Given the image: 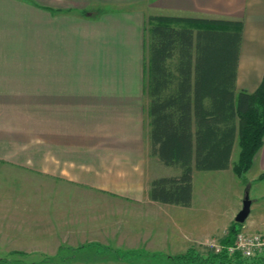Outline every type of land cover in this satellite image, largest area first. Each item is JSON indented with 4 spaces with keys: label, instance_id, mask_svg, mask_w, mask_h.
<instances>
[{
    "label": "crops",
    "instance_id": "crops-1",
    "mask_svg": "<svg viewBox=\"0 0 264 264\" xmlns=\"http://www.w3.org/2000/svg\"><path fill=\"white\" fill-rule=\"evenodd\" d=\"M150 15L241 21L236 89L260 84L264 0H0V264H175L227 234L195 181L232 165L194 168L189 205L149 197L181 170L150 151Z\"/></svg>",
    "mask_w": 264,
    "mask_h": 264
},
{
    "label": "trees",
    "instance_id": "trees-1",
    "mask_svg": "<svg viewBox=\"0 0 264 264\" xmlns=\"http://www.w3.org/2000/svg\"><path fill=\"white\" fill-rule=\"evenodd\" d=\"M150 151L180 173L150 182L152 200L189 205L192 172L230 166L242 181L264 137V74L253 91L236 89L242 39L239 20L150 15ZM264 173L260 174V178ZM242 223H232L221 239L233 242ZM175 264H263L264 253L244 256L226 249L190 247L171 257Z\"/></svg>",
    "mask_w": 264,
    "mask_h": 264
},
{
    "label": "rangeland",
    "instance_id": "rangeland-1",
    "mask_svg": "<svg viewBox=\"0 0 264 264\" xmlns=\"http://www.w3.org/2000/svg\"><path fill=\"white\" fill-rule=\"evenodd\" d=\"M239 152L238 142L235 141L234 147L231 154V164L237 160ZM230 178L227 177L228 172L219 171H205L202 176L197 177L195 181L196 193L201 195L208 201L209 204L213 205L215 210V227L218 226L221 229H216L218 232L222 230V226H228L234 223V217L238 210L242 207V200L244 197L245 190L249 192V198L258 199L257 203L252 205L251 212L247 219L242 223L240 230H247L243 227L252 218L258 220L264 219V180H257L254 176V172H247L245 174L246 181L240 182V179L230 169ZM235 181V182H234ZM201 214H205L204 212ZM208 214V213H207ZM206 242V241H205ZM196 247L200 251L205 249H211L210 246L202 243ZM163 255L157 256L162 257ZM143 260V258H141ZM164 262V260L161 258ZM175 263V261H173ZM153 264H164L159 260L153 259ZM170 264V263H169ZM261 264V263H259ZM264 264V262H263Z\"/></svg>",
    "mask_w": 264,
    "mask_h": 264
},
{
    "label": "built area",
    "instance_id": "built-area-1",
    "mask_svg": "<svg viewBox=\"0 0 264 264\" xmlns=\"http://www.w3.org/2000/svg\"><path fill=\"white\" fill-rule=\"evenodd\" d=\"M205 244L216 252L226 249L229 253L239 252L244 256H254L264 253V231L249 233L239 230L236 232L231 244L223 245L214 239H208Z\"/></svg>",
    "mask_w": 264,
    "mask_h": 264
},
{
    "label": "water",
    "instance_id": "water-1",
    "mask_svg": "<svg viewBox=\"0 0 264 264\" xmlns=\"http://www.w3.org/2000/svg\"><path fill=\"white\" fill-rule=\"evenodd\" d=\"M251 199L249 198L248 190H245L244 197L242 200V207L238 210L234 217V221L243 223L250 212Z\"/></svg>",
    "mask_w": 264,
    "mask_h": 264
}]
</instances>
